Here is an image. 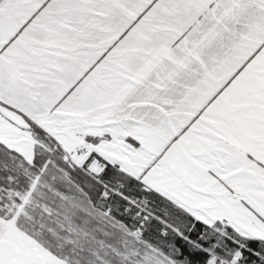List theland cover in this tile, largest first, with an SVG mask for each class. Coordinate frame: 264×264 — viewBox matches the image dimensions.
Returning a JSON list of instances; mask_svg holds the SVG:
<instances>
[{"label": "snow or ice", "instance_id": "1", "mask_svg": "<svg viewBox=\"0 0 264 264\" xmlns=\"http://www.w3.org/2000/svg\"><path fill=\"white\" fill-rule=\"evenodd\" d=\"M0 264H264V0H0Z\"/></svg>", "mask_w": 264, "mask_h": 264}]
</instances>
